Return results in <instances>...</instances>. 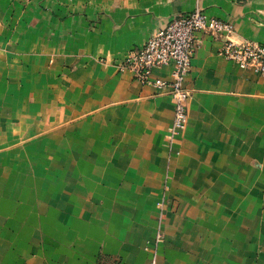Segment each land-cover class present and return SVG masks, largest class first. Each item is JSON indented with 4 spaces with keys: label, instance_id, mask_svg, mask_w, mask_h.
I'll return each instance as SVG.
<instances>
[{
    "label": "crops",
    "instance_id": "obj_1",
    "mask_svg": "<svg viewBox=\"0 0 264 264\" xmlns=\"http://www.w3.org/2000/svg\"><path fill=\"white\" fill-rule=\"evenodd\" d=\"M196 9L264 43V0H0V264H264V77L200 34L170 142L120 68Z\"/></svg>",
    "mask_w": 264,
    "mask_h": 264
},
{
    "label": "built area",
    "instance_id": "obj_2",
    "mask_svg": "<svg viewBox=\"0 0 264 264\" xmlns=\"http://www.w3.org/2000/svg\"><path fill=\"white\" fill-rule=\"evenodd\" d=\"M233 30L231 23L210 17L204 11L196 9L175 15L164 28L151 34L142 46L130 50L124 58L121 69L130 70L142 84H150L171 95L174 121L167 135L170 142L187 124L186 104L191 92L185 87V81L192 68L200 34L222 40L220 54L224 58L240 68L252 70L255 75L264 77V43L232 40L229 36ZM164 66L171 67V80L154 79L152 72ZM163 239V234L158 231L156 245ZM149 264H156L155 257Z\"/></svg>",
    "mask_w": 264,
    "mask_h": 264
},
{
    "label": "rangeland",
    "instance_id": "obj_3",
    "mask_svg": "<svg viewBox=\"0 0 264 264\" xmlns=\"http://www.w3.org/2000/svg\"><path fill=\"white\" fill-rule=\"evenodd\" d=\"M4 27H6L7 29H9V28H11V26H5V25H3ZM14 29H16V26H14ZM8 44H12V42H9ZM1 43H0V48H1ZM3 45H5V44H3ZM2 45V46H3ZM3 101H4V103H6V104H8V102L7 101H5L4 99H3ZM11 107L13 108V109H15V104H11Z\"/></svg>",
    "mask_w": 264,
    "mask_h": 264
}]
</instances>
